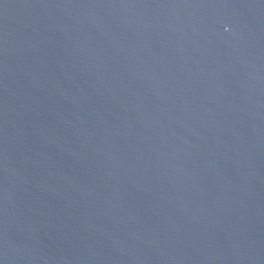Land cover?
I'll return each mask as SVG.
<instances>
[{"label": "water", "instance_id": "obj_1", "mask_svg": "<svg viewBox=\"0 0 264 264\" xmlns=\"http://www.w3.org/2000/svg\"><path fill=\"white\" fill-rule=\"evenodd\" d=\"M0 264H264V0H0Z\"/></svg>", "mask_w": 264, "mask_h": 264}]
</instances>
